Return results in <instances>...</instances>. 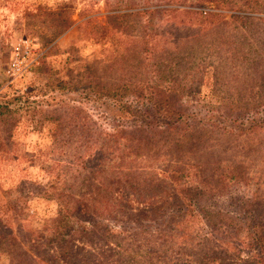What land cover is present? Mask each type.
<instances>
[{
  "label": "rangeland",
  "instance_id": "rangeland-1",
  "mask_svg": "<svg viewBox=\"0 0 264 264\" xmlns=\"http://www.w3.org/2000/svg\"><path fill=\"white\" fill-rule=\"evenodd\" d=\"M150 7L161 11L149 18L139 12ZM146 48L157 52L147 61ZM55 79L76 87L48 89ZM148 81L173 96L191 128L140 132L158 122L145 126L142 113L130 120L122 113L128 107L105 99L120 93L146 111L141 89ZM122 84L127 92L99 89ZM77 109L87 117L82 122L73 118ZM263 117L264 0H0V202L15 199L25 208L16 235L32 239V264H48L62 246L48 237L63 206L77 199L93 205L96 184L110 203L115 181L126 182L134 208L141 197L162 196L174 211L201 190L197 208L213 222L219 212L230 225L221 230L222 242L200 245L211 229L199 214L190 241L168 234L172 220L151 224L150 233H130L129 264L249 259L252 250L239 245L247 233L231 240V226H243L244 217L264 220ZM84 157L98 166L73 172ZM230 173L238 177L230 180ZM54 184L69 188L53 190ZM0 264L14 262L4 255Z\"/></svg>",
  "mask_w": 264,
  "mask_h": 264
},
{
  "label": "trees",
  "instance_id": "trees-1",
  "mask_svg": "<svg viewBox=\"0 0 264 264\" xmlns=\"http://www.w3.org/2000/svg\"><path fill=\"white\" fill-rule=\"evenodd\" d=\"M160 11L161 10L157 7L139 10L140 13L145 14L148 18ZM146 37H156V34L152 35L151 32H148ZM145 54V60L147 61L152 59L153 56L155 57L157 52L154 48H146ZM144 83L141 91L147 93L145 97H142L146 99L148 104L146 111H139L134 106L131 107L124 98L120 97V93L111 97L106 95L105 99L109 100V102L115 101L120 103L122 109L128 107V110L122 111V113L130 120L136 121L134 117L138 116L137 113H142L143 117L148 120V123L146 125L144 124L145 126H150L151 121L158 122H153L157 128H149L147 130L144 127H140V132L146 131L145 133H148L150 130H160L162 127H165V130L177 127V129H179L181 126H185L187 129L191 128L188 123L189 115L178 110L175 99L171 94L157 88L159 87L158 84L153 86L150 81ZM129 84L117 85L115 89L102 86L99 87V89L106 90L108 93L114 95V91L120 92V88H124L122 91L127 92ZM51 87H53V91H63L67 88H75L76 86L55 79L48 81V89ZM102 97L104 96L102 95ZM138 97L141 98V96ZM71 108L75 109L74 107ZM77 110L78 114L76 115L74 112L73 118L75 121L82 122L87 117L81 115L79 109ZM263 118L258 119L259 123L261 120L262 123L264 122ZM70 120L72 119L70 118ZM254 128L255 126L253 125V129ZM157 132L160 133L162 131ZM93 159L86 160L84 157L80 162L78 161L79 163H76L78 169L73 170V172L79 173L88 169H94L95 165L94 161H92ZM235 169H237V167ZM236 177L238 176L234 173H230L227 176L230 180L236 179ZM115 184H117V188L114 187V191L113 189L111 191L110 203L104 202L103 186L101 187V185H99L97 187L96 184L95 186L98 188L96 189L98 193L96 199H94L93 205H84V200L77 199L75 200L76 205L72 208H68L66 205L63 206L60 216L51 221V223L57 227L56 233L50 238L48 237L49 242H59L62 243V246L57 250H52V254H50V258H48V264H129L130 260L127 257V252L134 244V241H130L129 239L130 233L135 235L139 230L149 231L150 233L151 229H153L151 224H159L161 226L167 224L166 226H168V220H172L168 234L174 236L179 232L180 237L185 236L186 241H190L189 239L192 237L190 235L194 227V222L192 221L195 214L201 215L205 221V228L211 229L207 238L200 240V245L203 242L210 241L222 242L220 241L222 240L220 237L221 230L223 228H230L229 224L223 222V218L219 215V212H214V215L218 219L213 222L210 218L212 216L211 213L209 214L197 208L199 199L202 195L201 190L198 192L195 188H187L195 192V194L198 192L194 201L193 198H186L187 203L184 206L180 205L177 210L169 211V208L167 209V202L162 196L156 200L150 197L148 201H145L146 198L141 197L139 198L140 200L137 201L144 200L145 202L143 201L138 208H134L132 203L126 201L125 198L126 182L115 181ZM51 188L61 191L69 188V186L66 184H54ZM58 193L60 195V192ZM6 194H8V192H6ZM14 201L15 199L8 202H0V257L4 255L10 256L14 264H32L31 258L34 254L32 250V239L24 241L27 242L26 245H30V248L27 249L24 242L16 235L18 232V230H16V224L20 217L24 216L25 208L17 206ZM166 209L168 213L165 212ZM131 221H134V226L130 224L132 223ZM144 223L149 224L144 225ZM242 223H244L243 226L240 225L238 228H236L237 226H231L233 234L230 239L232 240L238 236L240 232L247 233V237L244 241L239 240V245L244 249L250 248L252 254L249 253V259L242 258L236 262V264H264V220H261L258 216H256V218L244 217ZM20 228H22L26 234L24 237L29 238V236H27V232L29 233V231L25 230L23 225H20ZM157 231L158 230H154V232ZM150 236L152 237L153 235ZM230 243L231 242H228V244ZM137 245L141 250L144 244L139 241ZM223 252L226 253V251ZM40 254L44 255L41 252ZM40 254L37 252L35 257L41 259ZM164 261L169 262L167 255L164 257L162 263H164ZM40 263H47V261L46 259H42Z\"/></svg>",
  "mask_w": 264,
  "mask_h": 264
},
{
  "label": "built area",
  "instance_id": "built-area-1",
  "mask_svg": "<svg viewBox=\"0 0 264 264\" xmlns=\"http://www.w3.org/2000/svg\"><path fill=\"white\" fill-rule=\"evenodd\" d=\"M19 71H20V69H19Z\"/></svg>",
  "mask_w": 264,
  "mask_h": 264
}]
</instances>
